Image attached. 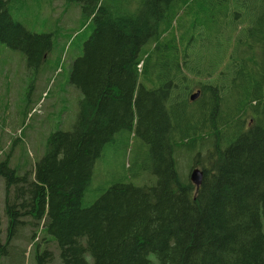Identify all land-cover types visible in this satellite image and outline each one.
I'll return each mask as SVG.
<instances>
[{
  "label": "trees",
  "instance_id": "1",
  "mask_svg": "<svg viewBox=\"0 0 264 264\" xmlns=\"http://www.w3.org/2000/svg\"><path fill=\"white\" fill-rule=\"evenodd\" d=\"M78 1L92 26L70 64L79 112L25 174L12 147L0 160V253L31 231L50 234L34 242L38 264H53L51 243L61 264H151V253L158 264H264V0ZM10 4L0 0V43L37 70L53 33L31 32ZM125 130L146 146L154 182L112 183L85 206L97 159ZM182 154L203 170L200 187L181 175Z\"/></svg>",
  "mask_w": 264,
  "mask_h": 264
},
{
  "label": "rangeland",
  "instance_id": "2",
  "mask_svg": "<svg viewBox=\"0 0 264 264\" xmlns=\"http://www.w3.org/2000/svg\"><path fill=\"white\" fill-rule=\"evenodd\" d=\"M117 1L120 0H107L108 6ZM81 9L78 0H11L10 13L18 22L31 32H52L54 40L52 51L37 70L29 67L24 52L0 43V160L12 147L11 165L20 166L22 173L44 156L48 136L57 130H69L77 118L83 93L69 81L70 64L80 55L81 40L92 31L91 22L85 19ZM187 158L180 155L179 171L186 177L190 173V158ZM149 163L142 139L126 130L118 132L115 141L105 145L95 163L83 204H92L112 183L154 182L155 177L147 173ZM4 186L5 179L0 176L2 243L8 236ZM30 232L15 239L13 248L0 253V264H38L34 242L50 234L40 232L31 240ZM45 246L43 240L39 251H44ZM49 249L54 253L53 264H61L58 246L51 243ZM149 257L151 264H158L154 253Z\"/></svg>",
  "mask_w": 264,
  "mask_h": 264
},
{
  "label": "water",
  "instance_id": "3",
  "mask_svg": "<svg viewBox=\"0 0 264 264\" xmlns=\"http://www.w3.org/2000/svg\"><path fill=\"white\" fill-rule=\"evenodd\" d=\"M200 90L192 93L190 95L191 100H196L200 96ZM204 172L200 167H193L189 173L191 181L197 186L200 187L202 183Z\"/></svg>",
  "mask_w": 264,
  "mask_h": 264
},
{
  "label": "clouds",
  "instance_id": "4",
  "mask_svg": "<svg viewBox=\"0 0 264 264\" xmlns=\"http://www.w3.org/2000/svg\"><path fill=\"white\" fill-rule=\"evenodd\" d=\"M196 167V166H195ZM191 171V170H190Z\"/></svg>",
  "mask_w": 264,
  "mask_h": 264
}]
</instances>
